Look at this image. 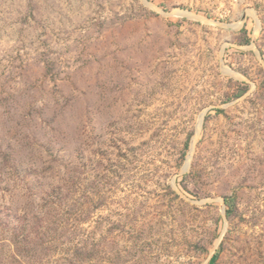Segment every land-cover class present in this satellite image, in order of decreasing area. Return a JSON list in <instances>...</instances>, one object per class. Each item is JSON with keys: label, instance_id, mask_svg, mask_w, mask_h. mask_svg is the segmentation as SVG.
Here are the masks:
<instances>
[{"label": "rangeland", "instance_id": "374dc122", "mask_svg": "<svg viewBox=\"0 0 264 264\" xmlns=\"http://www.w3.org/2000/svg\"><path fill=\"white\" fill-rule=\"evenodd\" d=\"M0 264H264V0H0Z\"/></svg>", "mask_w": 264, "mask_h": 264}, {"label": "bare ground", "instance_id": "6f19581e", "mask_svg": "<svg viewBox=\"0 0 264 264\" xmlns=\"http://www.w3.org/2000/svg\"><path fill=\"white\" fill-rule=\"evenodd\" d=\"M202 122H203V117L201 118V122H200V124H202ZM200 128H201V125H200L199 129H200ZM195 141H196V140H195ZM192 154H193V153H192ZM190 161H191V156L189 155L188 160H187V165H186L185 169H188V168H189ZM184 171L186 172L187 170H184Z\"/></svg>", "mask_w": 264, "mask_h": 264}, {"label": "water", "instance_id": "95a60500", "mask_svg": "<svg viewBox=\"0 0 264 264\" xmlns=\"http://www.w3.org/2000/svg\"><path fill=\"white\" fill-rule=\"evenodd\" d=\"M202 125V124H201Z\"/></svg>", "mask_w": 264, "mask_h": 264}]
</instances>
